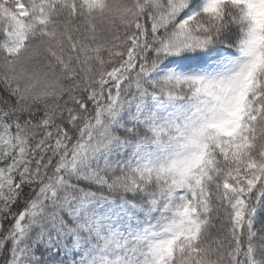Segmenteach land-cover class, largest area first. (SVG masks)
Segmentation results:
<instances>
[{
    "label": "snow or ice",
    "instance_id": "6c2138e0",
    "mask_svg": "<svg viewBox=\"0 0 264 264\" xmlns=\"http://www.w3.org/2000/svg\"><path fill=\"white\" fill-rule=\"evenodd\" d=\"M0 264H264V0H0Z\"/></svg>",
    "mask_w": 264,
    "mask_h": 264
}]
</instances>
